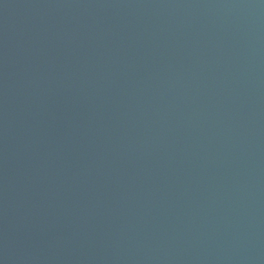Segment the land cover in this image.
I'll list each match as a JSON object with an SVG mask.
<instances>
[{
  "label": "water",
  "instance_id": "95a60500",
  "mask_svg": "<svg viewBox=\"0 0 264 264\" xmlns=\"http://www.w3.org/2000/svg\"><path fill=\"white\" fill-rule=\"evenodd\" d=\"M0 264H264V0H0Z\"/></svg>",
  "mask_w": 264,
  "mask_h": 264
}]
</instances>
